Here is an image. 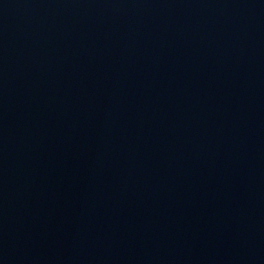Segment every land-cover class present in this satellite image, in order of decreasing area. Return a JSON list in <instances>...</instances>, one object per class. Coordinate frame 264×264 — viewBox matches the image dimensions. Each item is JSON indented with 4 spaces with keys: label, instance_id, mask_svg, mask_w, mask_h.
<instances>
[{
    "label": "water",
    "instance_id": "obj_1",
    "mask_svg": "<svg viewBox=\"0 0 264 264\" xmlns=\"http://www.w3.org/2000/svg\"><path fill=\"white\" fill-rule=\"evenodd\" d=\"M0 264H264V0H0Z\"/></svg>",
    "mask_w": 264,
    "mask_h": 264
}]
</instances>
